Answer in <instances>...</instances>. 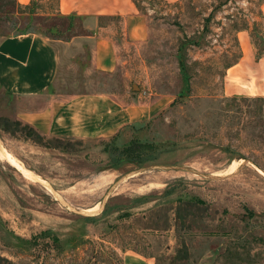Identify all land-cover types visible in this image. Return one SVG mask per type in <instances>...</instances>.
<instances>
[{
  "label": "rangeland",
  "instance_id": "1",
  "mask_svg": "<svg viewBox=\"0 0 264 264\" xmlns=\"http://www.w3.org/2000/svg\"><path fill=\"white\" fill-rule=\"evenodd\" d=\"M9 1L0 0V39L27 23L74 41L60 44L57 91L104 90L129 102L143 90L139 100L151 92L173 102L111 144L40 135L0 87V144L50 186L0 156V264H120L125 251L156 264H264V97L223 92L240 55L237 30L249 28L264 48V0H136L148 39L137 58L134 46L122 50L121 61L129 53L142 64L129 81V63L113 74L88 70L89 43L74 40L88 30L79 18L48 17L57 0H34L43 16L31 22ZM135 138L162 146L145 149L142 162L123 159Z\"/></svg>",
  "mask_w": 264,
  "mask_h": 264
},
{
  "label": "crops",
  "instance_id": "2",
  "mask_svg": "<svg viewBox=\"0 0 264 264\" xmlns=\"http://www.w3.org/2000/svg\"><path fill=\"white\" fill-rule=\"evenodd\" d=\"M16 1L23 6L31 2ZM157 1L171 5L181 0ZM260 8L264 16V1ZM212 12L210 10L207 18ZM54 13L77 17L88 30L74 37V40L89 43L88 70L113 74L120 69V64L129 63L124 73L125 80L129 81L142 65H134L129 53L127 58L120 59L122 50L133 46L137 52L133 56L137 58L140 45L148 39L145 16L134 0H57ZM237 40L240 55L225 69L224 95L264 97V48L258 51L247 27L237 30ZM72 42L50 39L39 32L12 34L0 39V87L16 99V118L40 135L109 140L128 125L146 122L173 102L167 94L151 92L150 97L139 100L143 90L134 93L129 102L104 90L57 91L54 87L61 59L59 47ZM121 264L156 263L152 257L125 251Z\"/></svg>",
  "mask_w": 264,
  "mask_h": 264
},
{
  "label": "trees",
  "instance_id": "3",
  "mask_svg": "<svg viewBox=\"0 0 264 264\" xmlns=\"http://www.w3.org/2000/svg\"><path fill=\"white\" fill-rule=\"evenodd\" d=\"M135 3L137 4V1L134 0ZM7 4H10L12 8H14L13 10H11L13 12V14L16 16H19L21 18H28L29 22H31L34 18H37L39 16H43L40 15L37 11H36V3L34 2V0H31V2L27 5H20L16 0H11L9 2H6ZM138 6V4H137ZM48 17H60V18H64L67 20H72V19H77V17H73V16H63L57 13H50L48 15ZM23 25V30L20 31V33H25V32H39L42 33L39 30L36 29H27L28 24L26 23L25 25ZM26 28V29H25ZM53 26H50V30H52ZM258 98H263V97H258ZM19 121V120H18ZM20 122V121H19ZM27 127H29L27 124H25ZM132 128L138 129L140 127L143 126L142 124H138V125H130ZM30 129L34 130L33 128L30 127ZM35 131V130H34ZM36 132V131H35ZM118 135H115L114 137L110 138V143L112 144L113 141L116 139ZM133 145L134 148H132V146H128L126 147L125 150H123L122 154H123V159H126L128 161H138V162H142L143 161V157H141V154L143 153V151L145 149H157L160 146H162V143L160 141H153V140H148V139H140V138H135L133 139ZM139 148H142L139 150ZM196 201V200H193ZM87 219L92 220V218H94V216H87ZM121 264V263H120Z\"/></svg>",
  "mask_w": 264,
  "mask_h": 264
},
{
  "label": "bare ground",
  "instance_id": "4",
  "mask_svg": "<svg viewBox=\"0 0 264 264\" xmlns=\"http://www.w3.org/2000/svg\"><path fill=\"white\" fill-rule=\"evenodd\" d=\"M0 156L7 159V161H9L10 164H12L14 167H16L24 176H26L27 178L33 180V181H37V182H40L42 183L43 185H46L47 187H50L48 186V182L43 180V179H40L36 176V174H34L33 172H31L29 169L25 168L22 163H20L18 160H14V158L5 150V148L0 144ZM240 161V160H239ZM239 161H233V163L230 165V170L228 172H225V173H229V172H232L235 170L236 168V165ZM222 173V172H221ZM223 174V173H222ZM53 193L61 198L54 190H52ZM97 205V204H96ZM93 206L91 208H89V212L90 211H96L97 209V206Z\"/></svg>",
  "mask_w": 264,
  "mask_h": 264
},
{
  "label": "water",
  "instance_id": "5",
  "mask_svg": "<svg viewBox=\"0 0 264 264\" xmlns=\"http://www.w3.org/2000/svg\"><path fill=\"white\" fill-rule=\"evenodd\" d=\"M134 88V87H133ZM16 168V167H15ZM17 169V168H16ZM18 170V169H17ZM19 171V170H18ZM89 214V213H88ZM87 215V214H86Z\"/></svg>",
  "mask_w": 264,
  "mask_h": 264
}]
</instances>
